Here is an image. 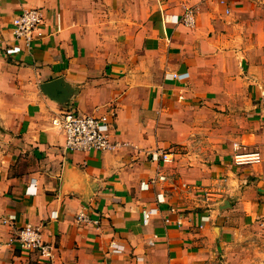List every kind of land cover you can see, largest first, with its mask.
<instances>
[{
	"label": "crops",
	"instance_id": "0c3cea01",
	"mask_svg": "<svg viewBox=\"0 0 264 264\" xmlns=\"http://www.w3.org/2000/svg\"><path fill=\"white\" fill-rule=\"evenodd\" d=\"M225 2L0 0V264H209L264 226V0ZM186 6L191 27L170 20ZM31 7L43 33L25 46L11 22ZM57 78L61 103L41 88ZM68 106L112 114L119 148L64 152L51 119ZM235 142L261 161L236 166ZM158 164L175 183L141 189ZM26 223L51 258L9 241Z\"/></svg>",
	"mask_w": 264,
	"mask_h": 264
},
{
	"label": "built area",
	"instance_id": "2783aa9c",
	"mask_svg": "<svg viewBox=\"0 0 264 264\" xmlns=\"http://www.w3.org/2000/svg\"><path fill=\"white\" fill-rule=\"evenodd\" d=\"M221 4H225V0H219ZM225 11L229 12L228 7ZM171 21L181 22L186 26H193L196 22V9L193 6H186L180 15L172 14ZM44 14L41 8L31 7L23 9L20 13L15 14L12 18V33L16 40L22 41L25 46H29L34 40L42 35L41 25L44 22ZM21 50V46L13 45L5 48L7 54H14ZM175 78H179L180 74H174ZM112 114L89 115L81 114L74 108L68 106L60 109L51 119L52 125L62 134L63 143L62 149L64 152H112L116 151L121 142L118 141L112 134L113 122ZM234 153L232 161L236 166L245 164H255L261 161L259 151L241 150L239 143H233ZM172 148L156 147L148 152L151 160L168 163L172 160ZM158 183H175V177L159 167L154 175L148 181H141L140 188L147 189L150 186ZM182 187L187 188L188 184L181 183ZM29 187V186H28ZM34 192V191H32ZM162 194H157V201H162ZM148 213L144 214L147 217ZM14 215H9L7 221L12 224ZM77 222H89L90 216L84 210H81L76 215ZM9 241L17 242L19 246L36 250L39 254L46 258H51V244L42 238L39 226L26 223L12 233ZM112 251H121L123 246L111 242Z\"/></svg>",
	"mask_w": 264,
	"mask_h": 264
},
{
	"label": "rangeland",
	"instance_id": "374dc122",
	"mask_svg": "<svg viewBox=\"0 0 264 264\" xmlns=\"http://www.w3.org/2000/svg\"><path fill=\"white\" fill-rule=\"evenodd\" d=\"M227 251L209 264H264V226H242Z\"/></svg>",
	"mask_w": 264,
	"mask_h": 264
},
{
	"label": "water",
	"instance_id": "95a60500",
	"mask_svg": "<svg viewBox=\"0 0 264 264\" xmlns=\"http://www.w3.org/2000/svg\"><path fill=\"white\" fill-rule=\"evenodd\" d=\"M41 88L51 99L60 103L64 101L67 94L66 87L60 78L44 82L41 84Z\"/></svg>",
	"mask_w": 264,
	"mask_h": 264
}]
</instances>
